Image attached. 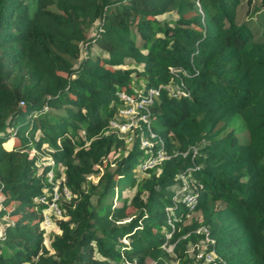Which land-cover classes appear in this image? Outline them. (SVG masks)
<instances>
[{
    "label": "trees",
    "instance_id": "1",
    "mask_svg": "<svg viewBox=\"0 0 264 264\" xmlns=\"http://www.w3.org/2000/svg\"><path fill=\"white\" fill-rule=\"evenodd\" d=\"M239 3L0 0V215L11 206L15 218L1 226L0 264H201L187 253L200 225L215 263L264 264V40L236 23ZM152 88L146 125L167 158L137 179L138 137L125 152L108 123L119 94ZM236 118L243 142L228 129ZM193 166L197 203L177 204L170 228V187ZM55 189L62 218L45 246L38 225Z\"/></svg>",
    "mask_w": 264,
    "mask_h": 264
},
{
    "label": "built area",
    "instance_id": "2",
    "mask_svg": "<svg viewBox=\"0 0 264 264\" xmlns=\"http://www.w3.org/2000/svg\"><path fill=\"white\" fill-rule=\"evenodd\" d=\"M170 70L172 71V69ZM181 94L184 95L181 91H177L173 95L177 96ZM156 95H157V89H153V88L147 90L146 94H143L137 99H134L133 97L127 96L125 94H119L118 95L119 99L123 102V108L118 110L117 115H120L124 118L121 119L122 121L120 119L114 118L110 120L108 123L109 130L114 131L119 138L122 136V134H125V136H127L130 130H132V132L134 133L132 134V137H131V140H132L131 143H133L136 137H138V142H137L138 148L142 149L146 147L147 150H150V152H152L153 156L151 157L152 159L149 162H147L148 165L143 166L141 168L143 172L147 171L148 169L156 168L163 160L167 158L166 152L163 150L164 143L162 140H158L159 141L158 147L156 148L153 147L150 139L154 138V134L150 132L148 125H146L148 122L147 116L149 114V105L153 102V99ZM128 116H130V118H126ZM140 123H144L146 125L148 136H143ZM128 138H130V135L128 136ZM127 141L125 140L124 143ZM197 149H198L197 146H190L189 148L192 154H195ZM187 152L188 150L186 152H183L182 156H184ZM197 168H198L197 166H193L192 168H189L185 172L179 173L176 175L175 184L176 183L178 184L179 189L183 188V191H176V190L173 191L172 196H171L172 204L170 206H166L164 208V212L165 210L167 211L172 210L177 204H181L187 209L194 208V206L197 203L198 189L201 187V184L193 178V176L191 175V171ZM62 193H63V199H68L69 197L68 191L63 188L60 194ZM48 196H50V200L46 202V204H48L49 202L50 204L47 206L51 208V205H53L54 209L59 214L58 216H60L57 219L62 218L61 217L62 210L61 208H59L58 202H57V200L59 199L57 190L56 189L53 190L52 195L49 194ZM54 196L55 198H53ZM43 199L44 198L41 197L37 201L40 203H44ZM45 208L42 209L41 211V213H43V216H41V220H42L41 222H45L46 224H49V216L46 217L44 214ZM165 215L168 218L167 220H169L168 224H170V221L174 220V218L173 217L171 218L170 215L168 216L166 212H165ZM202 226L204 225L199 226L197 229H199ZM196 232H199V231H196ZM199 233L203 234L204 236L198 243H196L195 245H192L194 247V250H197L196 255L193 254L192 256L194 257L195 260L202 259V262H204L205 264H217L215 263L216 260L217 262H220L221 260L220 258H217V254L213 250L202 252L200 248L201 244L203 243L204 244L212 243V240L209 239L208 237L207 226L206 228L202 229V232H199Z\"/></svg>",
    "mask_w": 264,
    "mask_h": 264
},
{
    "label": "rangeland",
    "instance_id": "3",
    "mask_svg": "<svg viewBox=\"0 0 264 264\" xmlns=\"http://www.w3.org/2000/svg\"><path fill=\"white\" fill-rule=\"evenodd\" d=\"M165 16L167 15H161L159 17L160 18H165ZM235 21L237 24L240 23H245L249 28H251L252 32H253V36L255 40L258 41H263L264 40V5L261 4L260 0H240V3L237 7V11H236V16H235ZM85 56V50L84 47L81 45L80 46V57H84ZM171 71V70H170ZM168 93L169 95H171L172 93H176L178 91L177 87H175L172 83L168 85ZM124 117L120 116V115H116L115 119H123ZM126 118H130V116L126 117ZM122 121V120H121ZM228 129H233L235 130V134L237 136V138L239 140H241V142L245 141L246 139V130L243 127V124L241 122V120L239 118H236L229 126ZM134 132H132V130H130V132L128 133L127 136H125V134H122V136L120 137L123 141H127L125 142V152L127 150H129V147L133 144L131 143V137L132 134ZM130 135V138H128V136ZM134 139V137H133ZM131 143V144H130ZM148 147V146H147ZM139 149V148H138ZM139 151L141 152V156L138 159V162L136 163V165L132 168L131 173L133 174V176H135V178L139 179L140 177L144 176V172L141 170V168L143 166H147V162H149L152 158V152H150V150H147V148H142L139 149ZM155 153V152H154ZM116 155V153L114 154V156ZM41 164L40 166L46 165L51 163L50 158H48L47 156L42 157V159L40 160ZM48 176H51L48 173ZM63 177V176H62ZM88 179H90L91 181L95 182L96 181V176L94 174H90L87 176ZM61 181V177L60 179H58V181H56V186L58 184V182ZM174 186L170 187V189L173 191H183V188H178V184H173ZM57 189V188H56ZM134 192V188L132 189H123L120 192V198H117L116 195L113 197V204L114 206H120L122 203V198H126V202L131 198L132 194ZM52 195V192L49 193ZM58 196L59 193L57 192ZM55 198V196L53 197ZM47 202V201H46ZM92 203H95V196L92 198ZM50 202L47 204L49 205ZM45 206L47 208H45L44 210V214L45 216H49V224H46L45 222H41L42 220H40L39 222V229L43 232V244L45 246H48L49 243V236L57 232V228L55 225V220L57 218H59L60 216H58L59 214L56 212V210L54 209L53 205H51V208L48 206ZM11 208V206H8L5 208L6 211H4L3 214L0 215V237L2 236V224L6 223V222H11L13 221L15 218L8 216L7 215V211ZM61 211V210H60ZM134 211V209L130 206H127L126 208V212L127 214H130ZM172 210H165L166 214L169 216L170 214H172ZM61 215V213H60ZM41 216H43V213H41ZM62 217V215H61ZM201 216H200V212L199 211H194L191 212L190 215L187 216V219L185 220V223H188L190 219H196V220H200ZM168 218L166 217V223L168 224L167 220ZM170 227L172 228L173 226V221H170ZM201 226V225H200ZM206 228V226H202L199 229H196V231L202 232V229ZM208 229V228H207ZM168 237V235H166V238ZM162 248L167 251V252H171L172 250V246L169 244H166V242H164L162 245ZM208 244L207 243H203L201 244L200 248L202 252H206L208 251L207 248ZM197 250H194V247L192 245H190L187 248V253L189 255H196ZM145 262L147 264H151L152 262L149 259H146ZM195 262H200L201 264H205L204 262H202V259L199 260H195Z\"/></svg>",
    "mask_w": 264,
    "mask_h": 264
},
{
    "label": "clouds",
    "instance_id": "4",
    "mask_svg": "<svg viewBox=\"0 0 264 264\" xmlns=\"http://www.w3.org/2000/svg\"><path fill=\"white\" fill-rule=\"evenodd\" d=\"M208 228V227H207Z\"/></svg>",
    "mask_w": 264,
    "mask_h": 264
}]
</instances>
